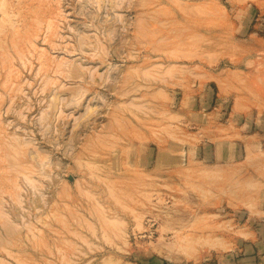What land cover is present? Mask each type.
<instances>
[{"label": "rangeland", "instance_id": "obj_1", "mask_svg": "<svg viewBox=\"0 0 264 264\" xmlns=\"http://www.w3.org/2000/svg\"><path fill=\"white\" fill-rule=\"evenodd\" d=\"M0 3V264H260L264 0Z\"/></svg>", "mask_w": 264, "mask_h": 264}, {"label": "bare ground", "instance_id": "obj_2", "mask_svg": "<svg viewBox=\"0 0 264 264\" xmlns=\"http://www.w3.org/2000/svg\"><path fill=\"white\" fill-rule=\"evenodd\" d=\"M1 2H3V1H1ZM15 2V1H14ZM99 2V1H98ZM1 4H4V3H0V5ZM1 8H3V7H1ZM1 10V9H0ZM2 11V10H1ZM3 13V12H2ZM1 14V13H0ZM4 14V13H3ZM2 14V15H3ZM4 17V16H3ZM9 23V22H8ZM15 24H16V22H14ZM18 23V22H17ZM67 26H69V25H67ZM6 27V26H5ZM4 30V29H3ZM54 34V33H53ZM84 38V37H83ZM3 40V39H2ZM83 40V39H82ZM79 41H80V39H79ZM87 41V40H86ZM7 42H8V40H7ZM81 42V41H80ZM2 43V42H1ZM9 43V42H8ZM80 44V43H79ZM81 44H83V43H81ZM86 44V43H85ZM88 44V43H87ZM10 45V44H9ZM14 46V45H13ZM37 46V45H36ZM77 47V46H76ZM81 48V47H80ZM79 49V48H78ZM30 52V51H29ZM81 68H83V67H81ZM52 83V82H51ZM12 143V142H11ZM28 156V155H27ZM24 164V163H23ZM26 175V174H25ZM103 262H105L106 264L109 262V261H103ZM103 262L101 263V264H103Z\"/></svg>", "mask_w": 264, "mask_h": 264}, {"label": "crops", "instance_id": "obj_3", "mask_svg": "<svg viewBox=\"0 0 264 264\" xmlns=\"http://www.w3.org/2000/svg\"><path fill=\"white\" fill-rule=\"evenodd\" d=\"M260 264H264V259H260Z\"/></svg>", "mask_w": 264, "mask_h": 264}]
</instances>
